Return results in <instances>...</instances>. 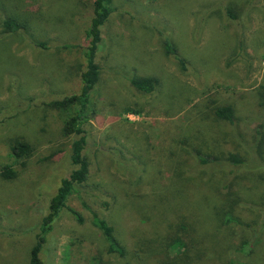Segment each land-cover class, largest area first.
Segmentation results:
<instances>
[{
    "label": "rangeland",
    "instance_id": "374dc122",
    "mask_svg": "<svg viewBox=\"0 0 264 264\" xmlns=\"http://www.w3.org/2000/svg\"><path fill=\"white\" fill-rule=\"evenodd\" d=\"M92 2L0 0V169L15 171L12 179L0 176V264H30L50 198L76 168L77 136L62 133L69 111L49 103L80 91ZM113 6L83 124L89 175L52 222L42 264H170L174 257L177 264H264V0ZM12 14L27 16L29 28L4 32L2 19ZM161 34L183 65L165 53ZM134 76H152L157 85L138 92ZM225 105L232 122L214 113ZM15 140L31 145L29 156L12 154ZM196 150L216 160L202 164ZM230 154L244 164H231ZM225 212L241 223H216ZM93 213L113 227L123 256L107 251ZM204 229L221 237L216 258L164 247L166 234L188 241L200 232L191 237L203 248L210 240ZM252 232L255 244L237 251L245 238L254 241Z\"/></svg>",
    "mask_w": 264,
    "mask_h": 264
},
{
    "label": "trees",
    "instance_id": "16d2710c",
    "mask_svg": "<svg viewBox=\"0 0 264 264\" xmlns=\"http://www.w3.org/2000/svg\"><path fill=\"white\" fill-rule=\"evenodd\" d=\"M113 10V0H93L89 25L85 30L87 44L83 54L85 57V68L80 74V91L78 93L66 95L61 99L54 100L49 103L53 107L69 111V115L64 120L62 133L65 136H77L72 141L71 153V162L73 165L76 166V168H74L67 176L63 177L60 180L56 192L50 198L48 204V211L41 219L39 234L37 235L35 244L30 250V264H42L40 251L45 241L46 234L52 228V222L63 208H68L67 202L69 198L74 194L81 193V191L83 190V185L89 175V162L82 153L83 148L86 144V135L85 130L83 128V124L88 119L87 108L90 105V93L94 85H96L99 80L100 67L96 60V53L99 44L102 40L101 29L110 14L113 12ZM229 15L231 17H234L231 12H229ZM30 22L31 21L28 19L27 16L19 17L16 14H12L3 18L1 24L4 29V32L16 33L21 30L25 31L27 28H29ZM161 35L163 36V45L165 53L175 58L178 63L183 65L184 59L179 55L176 44L169 38V36L165 34ZM129 81L136 91L144 94L151 93L157 85L156 78L152 76H134L131 77ZM214 113L219 118H222L229 122L233 121V109L230 105L219 106L215 108ZM10 148L12 154L16 158H23L29 156L32 150L30 144L19 140H15ZM196 156L202 164H205L209 160H216V157H213L214 159L210 156L204 157L197 150ZM227 160L233 165L244 164L243 159L234 154H230L227 157ZM0 176L4 179H12L15 177V171L12 169L11 166L4 165L0 169ZM71 212L76 216L78 221H82V218L80 214H78V212L72 209ZM223 216H225L223 220L216 221V223L227 225V227L233 225V223H241L236 220L233 217L234 215L231 213L225 212ZM193 221L195 223L197 222V220L195 219H193ZM92 224L97 227L106 238L108 243L107 251L109 253H117L121 256L125 254L122 244L114 234L113 227L104 218L100 217L97 213H93ZM246 227H250V225L246 224ZM183 228L184 226H180V230ZM190 229L195 231L196 227L192 225V228ZM204 232L209 235L210 240L205 241L208 242L207 245L200 246L203 248H198L196 246L197 240L195 239V237H191L192 235H195L201 238L203 235L200 232L199 234L189 233L191 236L188 237V241H185L178 234L174 236H172L171 234H166L167 241L164 243V247L166 246L167 249L172 250L175 253L179 252L178 255H188V252L191 251L193 255L197 258H200L203 254H205L207 258H216L214 256L220 250V243L222 242L221 237L218 234L207 233V229H204ZM255 236V232H252L250 237L254 238ZM255 240H257V238H254L253 242H251L250 238H245L241 241L236 250L245 252L247 246L249 247L255 244ZM178 255L177 257H179ZM227 262L228 264H239V262L235 261L232 258L229 259ZM170 264H177L176 257H174L170 261Z\"/></svg>",
    "mask_w": 264,
    "mask_h": 264
}]
</instances>
